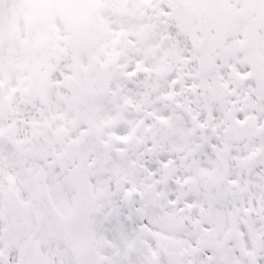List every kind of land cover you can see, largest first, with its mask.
I'll use <instances>...</instances> for the list:
<instances>
[{
    "label": "snow or ice",
    "instance_id": "snow-or-ice-1",
    "mask_svg": "<svg viewBox=\"0 0 264 264\" xmlns=\"http://www.w3.org/2000/svg\"><path fill=\"white\" fill-rule=\"evenodd\" d=\"M0 264H264V0L0 17Z\"/></svg>",
    "mask_w": 264,
    "mask_h": 264
},
{
    "label": "flooded vegetation",
    "instance_id": "flooded-vegetation-1",
    "mask_svg": "<svg viewBox=\"0 0 264 264\" xmlns=\"http://www.w3.org/2000/svg\"><path fill=\"white\" fill-rule=\"evenodd\" d=\"M18 4L16 5V11H18L16 13L17 18H15V21L19 20L21 18V4L24 2V0H17ZM0 17L3 18H11L12 20H14L12 18V13L8 10V8L1 6L0 4ZM14 13V11H13Z\"/></svg>",
    "mask_w": 264,
    "mask_h": 264
}]
</instances>
